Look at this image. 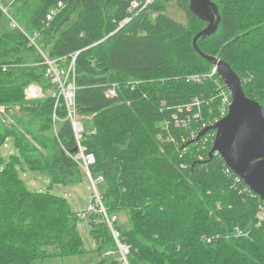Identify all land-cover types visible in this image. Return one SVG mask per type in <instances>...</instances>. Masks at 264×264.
I'll return each instance as SVG.
<instances>
[{
  "label": "trees",
  "instance_id": "1",
  "mask_svg": "<svg viewBox=\"0 0 264 264\" xmlns=\"http://www.w3.org/2000/svg\"><path fill=\"white\" fill-rule=\"evenodd\" d=\"M132 1L17 0L11 5L18 8L11 9L13 15L29 10L28 31L42 32L39 44L50 58L68 64L76 54L75 103L86 128L82 144L95 158L93 178L102 176L106 184L99 192L106 214L87 212L89 230L97 251H116L92 264H121L107 217L123 211L127 226L120 227L118 218L113 226L129 246V264H264V223L256 227L260 199L234 188L236 175L220 155H209L210 145L183 142L190 130L177 127L171 117L197 96L205 99L204 121L218 115L214 80L219 74L202 83L187 80L213 70L193 45L208 22L191 12L190 0L176 1L186 24L163 13L168 0H155L120 27ZM213 1L219 27L197 44L205 55L229 63L246 95L264 109V0ZM59 2L64 7L45 27L46 15ZM42 61L20 31L0 35V65L8 67L0 70V108L5 109L0 148L12 139L17 150L8 162L0 150V264L85 253L81 211L63 196L29 190L20 177V171L40 172L51 187L78 186L87 178L73 158L77 142L67 107L63 99L56 105L50 82L43 98L26 102L27 85L44 82ZM113 85L116 95L107 97ZM17 106L23 114L9 116L13 122L7 125L3 120ZM202 124L194 122L191 130ZM167 135L174 142L166 141ZM235 226L249 234L234 235ZM216 234L221 237L205 240Z\"/></svg>",
  "mask_w": 264,
  "mask_h": 264
},
{
  "label": "built area",
  "instance_id": "2",
  "mask_svg": "<svg viewBox=\"0 0 264 264\" xmlns=\"http://www.w3.org/2000/svg\"><path fill=\"white\" fill-rule=\"evenodd\" d=\"M17 0H12L9 5L5 3L4 0H0V11L6 15L9 24L10 29L18 30L21 33L25 35V37L28 40V45L31 47H34L37 49V51L40 53V55L43 58V61L40 63L42 66L45 67L44 70V76L49 80L50 84L52 85V89L49 91V93L56 98V105H58L59 101L63 99L64 104L67 107V118L71 121L73 130H74V137L77 142V149L79 150V153H76L73 155V158L78 161L80 164V156H82L85 160V170L83 169L82 164L81 167L84 170L86 177L92 180L93 185L95 186L96 182H104V178L102 176H99L95 181H93V176L90 171V165L95 162V158L93 154H86L85 150L86 147L82 144V141L84 139V135L86 133V128L83 120L81 119L78 109L76 107L75 103V97H76V54L72 56V60L68 64H63L65 62V59L63 58H50L47 53L40 47L39 42L42 39V32L40 30H36L33 32H29L25 27H23L17 19L14 17L11 11V5ZM155 0H133L131 3V6L128 8V14L127 16L120 22V27L126 25L132 20V16L135 14L137 8H139L141 5L143 7H147L148 5L153 4ZM64 7V4L62 2H59L56 6L51 8L46 15L45 20L43 21V24L45 27H48L50 22L53 20V18L60 12V10ZM0 70L7 71L8 67L6 65L1 66ZM215 74H218L217 68L214 66L211 73L207 75H200V74H194L188 76V81H193L196 83H202L203 78L206 76L214 77ZM222 81V78H215V85L217 88L218 97L220 98V104L218 106V115L214 117V119L209 118L208 121H204L203 117V108L202 105L205 101L203 97L197 96L193 98L189 103H186L184 105H181L177 107L176 111H174L171 115L172 120H174V124L177 127H182L185 129L190 130V135L187 137H184L182 139L183 142L188 143L191 139H195L200 131H202L207 126H211L215 123H217L219 120H221L223 117H225L228 114L229 106L231 105L232 98L230 95V92L228 91L227 87L225 86L224 82L222 81V84L219 83V81ZM107 97H114L116 95V85H113L109 87L105 92ZM25 95L27 100H35L43 98L46 93L43 90L42 86H40L37 82H30L26 89H25ZM215 99V96H212L210 98V101L212 102ZM209 100L206 102H210ZM212 112V111H210ZM197 121H202L203 124L198 130H191L193 123ZM5 122L7 125L12 124L13 119L10 117L5 118ZM169 128V122L167 121L163 125L164 130H168ZM94 132V130H93ZM166 141L168 142H174V138L171 137V135H167ZM216 138V131L211 130L207 132L205 135H203L199 141H201V144L204 145V149H206V146L210 145V147H213V144L215 142ZM160 139H162V136H160ZM199 141H196L199 142ZM214 155H220L218 151H215ZM199 159H203V156L200 155ZM228 170L230 172L234 173L235 176V185L234 188L239 189L240 193L248 192L253 197H260L244 182V180L238 176L234 171H232L229 167ZM98 194V193H97ZM97 194L93 195V203L91 202L89 204L88 210L80 212L79 216L81 219H85L87 217V212H102L106 214L105 209L101 202V197L97 196ZM260 204L258 206V212L256 214V227L262 226L264 223V200L260 199ZM117 219L116 216H112L111 218L107 217V223L113 233V236L115 237L117 244H118V253L121 255L119 258L121 264H128L126 256L129 254V246L123 242L120 241V232L116 230L113 226V222ZM233 234L236 236H247L249 232L247 230L241 229L239 226H235L233 229ZM220 234H216L210 237L205 238L207 242H212L213 240L220 238ZM223 237V236H222ZM116 251L109 250L107 252V255L114 254ZM123 255V256H122Z\"/></svg>",
  "mask_w": 264,
  "mask_h": 264
},
{
  "label": "water",
  "instance_id": "3",
  "mask_svg": "<svg viewBox=\"0 0 264 264\" xmlns=\"http://www.w3.org/2000/svg\"><path fill=\"white\" fill-rule=\"evenodd\" d=\"M189 8L193 14L208 22L194 37L193 45L202 57L217 68L230 92L232 102L225 117L204 128L187 145L199 141L207 132L215 130L216 138L209 155L213 157L215 151H218L225 164L264 200L263 106L246 95L242 79L229 63L219 56L205 55L197 44L200 37L213 34L219 27L221 15L216 3L213 0H190Z\"/></svg>",
  "mask_w": 264,
  "mask_h": 264
},
{
  "label": "rangeland",
  "instance_id": "4",
  "mask_svg": "<svg viewBox=\"0 0 264 264\" xmlns=\"http://www.w3.org/2000/svg\"><path fill=\"white\" fill-rule=\"evenodd\" d=\"M7 5L12 0H4ZM177 0H168V2L165 3V9L163 11L164 14L170 16L174 20H176L179 23L186 24L187 23V16L186 14L180 10L178 7V4L176 2ZM16 2V1H15ZM14 2V3H15ZM13 3V4H14ZM21 4H18L17 6H20ZM11 7V6H10ZM28 7V6H27ZM29 8V7H28ZM12 11L17 10L18 8L14 9L11 8ZM25 11V10H24ZM18 13V15H14V17L17 19L19 24H21L23 27H25L27 30V18H25V15L29 14V10H26V12ZM14 12H12L13 14ZM152 18H155L157 13H151ZM21 15L23 19L21 18ZM10 30V24L9 21L6 17V15H1L0 16V35L5 32ZM43 84L38 83L40 86H42L43 90L46 93V90L44 88V85L49 83V80L44 76L43 77ZM223 81V80H222ZM52 88H48V90H51ZM49 92V91H48ZM26 102H32L26 99ZM21 106H17L15 109L11 110L9 113H7V116H17L19 114H23L20 110ZM0 111L5 112V109L0 108ZM82 119V118H81ZM5 122V119L3 120ZM91 124H89L88 128L90 127ZM3 125L0 123V128ZM14 141L12 139L7 140L6 144L3 145L0 150H1V155H2V161L4 160L5 162H8L10 160L9 156L11 154L17 153L16 148L14 147ZM76 153H79V150L77 149ZM80 164H82L83 169L85 170V160L82 156H80ZM0 167H3V165ZM20 177L25 181L27 187L31 191H41V192H50L52 194L58 195V196H63L65 197L72 209L76 211H87L89 204L91 203V199L94 194H97V196L101 197L100 194L102 195L106 191V184L104 182H96L95 186L93 185L92 180L89 178H86L85 181L78 185V186H73V187H64L62 185H53L51 187V180L48 176L41 174L40 172H34V171H20ZM97 178H93V181H95ZM100 192V194H99ZM102 202V200H101ZM103 205V203H102ZM104 207V206H103ZM106 212V211H105ZM118 218V225L122 228L127 226V213L125 211L119 212L116 215H114ZM79 230L82 235L83 239V247L85 249V253L81 254H75V255H69V256H64V257H47L44 259H35L31 262V264H92L96 262L99 258L100 255H107V252L110 250H106L104 252H99L97 251V246L96 242L93 239V237L90 234L89 230V220L86 217L85 219H82L81 222L79 223ZM115 239V237H114ZM120 239V238H119ZM121 241V240H120ZM116 245L118 247L117 241L115 239ZM123 256V255H122ZM127 262L129 264L128 258L126 256Z\"/></svg>",
  "mask_w": 264,
  "mask_h": 264
}]
</instances>
